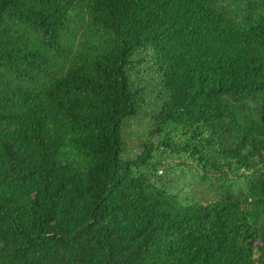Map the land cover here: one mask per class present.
<instances>
[{
  "label": "trees",
  "instance_id": "obj_1",
  "mask_svg": "<svg viewBox=\"0 0 264 264\" xmlns=\"http://www.w3.org/2000/svg\"><path fill=\"white\" fill-rule=\"evenodd\" d=\"M0 264H264V0H0Z\"/></svg>",
  "mask_w": 264,
  "mask_h": 264
},
{
  "label": "rangeland",
  "instance_id": "obj_2",
  "mask_svg": "<svg viewBox=\"0 0 264 264\" xmlns=\"http://www.w3.org/2000/svg\"><path fill=\"white\" fill-rule=\"evenodd\" d=\"M162 172V171H161Z\"/></svg>",
  "mask_w": 264,
  "mask_h": 264
}]
</instances>
